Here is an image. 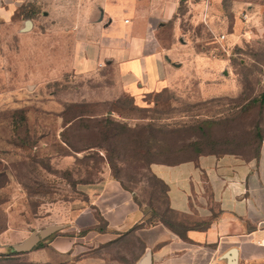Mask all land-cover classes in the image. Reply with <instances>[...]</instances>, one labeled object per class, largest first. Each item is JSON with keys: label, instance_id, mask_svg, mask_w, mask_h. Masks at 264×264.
Instances as JSON below:
<instances>
[{"label": "rangeland", "instance_id": "374dc122", "mask_svg": "<svg viewBox=\"0 0 264 264\" xmlns=\"http://www.w3.org/2000/svg\"><path fill=\"white\" fill-rule=\"evenodd\" d=\"M45 1L14 3L12 20L40 18L50 7ZM185 1L178 8L176 33L172 36L169 27L159 33L164 48L174 47L170 60L184 69L182 81L137 104L116 83L115 69L102 66L52 80L46 77L52 62L46 45L33 54V39L22 42L10 30L0 34V264H25L26 253L13 246L45 227L62 226V206L71 204L76 213L85 206L84 187L107 175L145 209L161 214L165 199L143 154L144 143L151 144L142 130L148 124L177 130L164 137L174 150L160 159L194 157L196 152L179 147L197 141L203 152L253 157L255 129L264 139V104L259 103L264 95V0H212L208 11L207 4L199 8L200 0ZM54 41L55 64L61 65L69 41L64 36ZM79 114L88 117L81 125L65 124ZM107 119L134 134L105 142L100 132ZM205 122L211 125L206 128ZM54 206L58 211L51 217Z\"/></svg>", "mask_w": 264, "mask_h": 264}, {"label": "crops", "instance_id": "0c3cea01", "mask_svg": "<svg viewBox=\"0 0 264 264\" xmlns=\"http://www.w3.org/2000/svg\"><path fill=\"white\" fill-rule=\"evenodd\" d=\"M19 1L0 0V34L10 30L22 42L33 39V54L46 45L51 70L58 64L54 37L69 41L63 62L47 78L113 68L116 83L136 104L182 81L184 69L171 62L174 47L164 48L159 38L168 27L176 33L182 0H46L50 7L30 20V35L24 34L25 21L12 20ZM200 1L199 8L207 4L208 11L212 0ZM55 3L63 7L56 10ZM150 172L168 186L169 207L181 216L185 238L148 220L134 195L107 175L84 187L85 206L76 213L71 204L62 206V229L27 252L23 262L229 264L235 250L236 264H264V140L255 159L202 155L175 166L151 164ZM57 211L54 206L51 217Z\"/></svg>", "mask_w": 264, "mask_h": 264}, {"label": "trees", "instance_id": "16d2710c", "mask_svg": "<svg viewBox=\"0 0 264 264\" xmlns=\"http://www.w3.org/2000/svg\"><path fill=\"white\" fill-rule=\"evenodd\" d=\"M259 103H260V105L264 104V95H262L260 97ZM138 109H140V108H138ZM17 115L20 116V113H16V116ZM86 118H88L86 114H79L78 116H76L74 118L66 120L65 124L67 126H71L73 123L78 122L81 125L82 124L81 120H84ZM89 120H91V119H89ZM104 123H105V124H103L104 128H102L100 133L102 135V139L105 142L108 141L111 138H115L116 137V139H117L118 136H120L121 133H125L126 132L129 135H133L134 132H135V130L130 129L128 126L118 124V123H116L115 121H113L111 119H107V121L105 120ZM204 125L206 126V128H208L209 125H211V122H205ZM110 126H111V131H106V129L109 128ZM83 127L87 128L86 125H83ZM198 129H200L202 131V129L200 127ZM142 130H144V131H146L148 133V135H149L148 140H150V142H151V144L149 146H147L146 143H144L145 147H147V148H146L145 151H143L144 152L143 154H145V156H147V158H149L147 160V165H148V171L149 172H150V165L151 164L157 163V164H163V165H167V166H175V165L183 163V162L195 161L197 157L202 156V155L222 156V155H226L227 154V155H235V156H238V157L241 158V155H239V154H237L235 152H231V151L203 152L202 151L203 148H202L201 143L197 141V142H188L186 144H183L182 147H179L182 152H183V150H185V151L188 150V151L193 152V153L196 152L197 154L194 155V157L192 156V157H187V158H184V159H181V160H172V161L160 159L161 157L165 156L166 154H168L172 150H174L173 147L170 146V144L167 143V141H166V139L164 137L169 136V135H174L177 132V130H158V128H155L151 124H148V125L144 126L142 128ZM152 133H156L157 135H160L162 138L161 139H156L155 137H153L154 135H151ZM252 138H253V140H257L258 141V145L256 147L255 154L253 155V157L250 158V159H255V158L258 157L259 147H260V145H261V143H262V141L264 139L261 138V135H260V133L258 132L257 129H255V133L253 134ZM98 146L101 147L100 145H98ZM105 150H107V149H105ZM150 174H151L152 178L161 187V195L165 199V208L163 209L161 214L158 213V211L156 209H155V213L152 214L151 208H149V207L147 208L146 207L147 209H145V207L142 206L140 203H138V201L134 197L135 202L140 206V208H142L144 210V214L148 217V220L159 221V222L163 223L166 227H168L172 232H174L179 237L185 238L184 232L187 230V228L184 226V224H182L181 222L178 221L179 219H181V216L178 215L176 212H174L169 207L168 197H167L168 186L164 182H162L161 180L156 178L151 172H150ZM119 183L121 184V182H119ZM121 186L125 190H127L122 184H121ZM166 215H169V218L166 217ZM155 217H158V218L155 219ZM97 219L100 222L103 221L101 219V217H99V216H97ZM98 230L101 231V228H98ZM51 237L47 238L44 241H47ZM44 241L40 242L35 248L41 247L43 245Z\"/></svg>", "mask_w": 264, "mask_h": 264}, {"label": "water", "instance_id": "95a60500", "mask_svg": "<svg viewBox=\"0 0 264 264\" xmlns=\"http://www.w3.org/2000/svg\"><path fill=\"white\" fill-rule=\"evenodd\" d=\"M24 26L28 27L25 29V31L30 29V26H31L30 20L25 21ZM60 229L61 227L56 226V225L45 227L38 232H34L29 238L24 240L20 245L13 246V249L19 253H27L31 251L33 248H35L40 242L46 240L47 238H49L51 235H53L55 232L59 231ZM229 264H236V251L235 250L231 251Z\"/></svg>", "mask_w": 264, "mask_h": 264}, {"label": "built area", "instance_id": "2783aa9c", "mask_svg": "<svg viewBox=\"0 0 264 264\" xmlns=\"http://www.w3.org/2000/svg\"><path fill=\"white\" fill-rule=\"evenodd\" d=\"M224 36L223 35H220L219 37H218V42H222L223 40H224Z\"/></svg>", "mask_w": 264, "mask_h": 264}]
</instances>
